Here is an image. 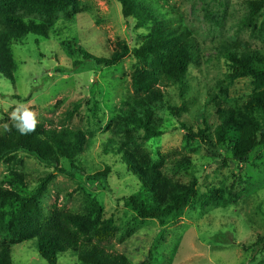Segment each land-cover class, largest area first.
<instances>
[{
    "label": "rangeland",
    "instance_id": "1",
    "mask_svg": "<svg viewBox=\"0 0 264 264\" xmlns=\"http://www.w3.org/2000/svg\"><path fill=\"white\" fill-rule=\"evenodd\" d=\"M247 1L250 0H154L153 7L162 16L192 33L200 52L198 63L189 66L183 93L176 86L165 88L170 104L180 108L181 117L176 119L167 110L158 109L164 134L142 142L154 160L169 152L187 156L188 172L179 171L174 178L187 183L193 175L197 180L189 205L180 214L167 216L164 226L157 220L138 218L125 205L126 198L136 196L147 201L148 197L137 178L109 150L110 133L106 127L121 102L132 94L130 75L136 60L129 55L117 66L96 68L91 62H82L78 53L82 49L106 58L118 41L129 48L138 47L150 26L137 28L132 19H123L121 6L115 0H79L80 13L70 19L58 14L49 26L48 39L27 35L12 42L14 83L0 76V133L18 104H22L35 114L36 121L84 131L88 141L76 163L86 174L110 169L102 180L57 174L43 197V207L56 203L81 213L87 197L96 200L104 217H112L117 227L107 248L125 255L131 264L148 258L152 264H264L263 243L256 246L264 237V145L241 163L220 145L210 147L198 139L188 140L179 123L184 122L194 132L206 124L216 125L208 94L221 97L219 88L228 72L218 51L223 43L264 49V27L260 28L264 9L257 30L250 32L242 25ZM27 19L42 21L37 16ZM75 62L82 63L74 66ZM251 91L250 79H238L229 86L225 101L240 105ZM74 102L80 106L67 120L65 113ZM16 158L20 162L16 169L27 175L29 190L36 187L39 177L53 170L23 153H17ZM10 166L0 164V182ZM60 167L70 170L63 159ZM164 172L173 176L169 164ZM209 186L222 190L226 206L205 203ZM11 246L13 264H46L33 241ZM57 264H75V258L67 252Z\"/></svg>",
    "mask_w": 264,
    "mask_h": 264
},
{
    "label": "trees",
    "instance_id": "2",
    "mask_svg": "<svg viewBox=\"0 0 264 264\" xmlns=\"http://www.w3.org/2000/svg\"><path fill=\"white\" fill-rule=\"evenodd\" d=\"M115 1L121 6L123 19H132L137 28L150 26L146 38L134 48L118 41L116 49L106 58L95 57L82 49L78 53L82 62H91L96 68L117 66L129 55L136 60L130 75L132 94L121 102L106 127L110 133L109 150L137 178L148 197L147 201L136 196L126 198L125 205L138 218L157 220L164 226L167 216L180 214L189 205L197 180L193 175L187 183L174 178L179 171L188 172L190 160L187 156L169 152L154 160L142 142L164 134L158 109L167 110L176 119L181 117L180 108L170 104L165 88L176 86L183 93L187 88L189 66L198 63L200 52L192 33L162 16L153 7L154 0ZM246 7L242 25L254 33L264 0L247 1ZM78 12L79 0H0V76L14 83L12 42L21 41L27 35L48 39L49 26L58 14L70 19ZM32 16L42 21L25 20ZM218 51L228 72L219 88L221 97L208 94L216 125L206 124L194 132L184 122L179 123L188 140L198 139L210 147L220 145L232 158L243 163L264 145V49L231 42L223 43ZM82 62H75L74 66ZM243 78L250 79V95L240 105H229L225 101L229 86ZM79 106V102H74L72 109L65 113V119L70 120ZM96 109L94 105L93 111ZM16 123L9 120L10 130L3 129L0 133V164H11L5 179L0 182V264H13L11 245L26 241L34 242L36 252L46 264H57L58 258L67 252L75 258V264H131L125 255L107 248L106 243L114 238L117 227L112 217H104L96 200L87 197L81 213L66 210L56 203L42 206L49 184L57 174H79L89 180L106 179L110 174L109 168L86 174L77 165V158L88 141L84 131L37 121L34 131L22 134L14 126ZM17 153L33 157L53 169L38 178L33 190L28 188L27 175L16 169L20 163ZM62 159L69 164L68 172L60 167ZM166 164L170 165L173 176L164 172ZM206 189L205 203L226 206L220 188L209 186ZM259 243H263V249L264 237L256 246ZM139 264L152 263L148 258Z\"/></svg>",
    "mask_w": 264,
    "mask_h": 264
},
{
    "label": "clouds",
    "instance_id": "3",
    "mask_svg": "<svg viewBox=\"0 0 264 264\" xmlns=\"http://www.w3.org/2000/svg\"><path fill=\"white\" fill-rule=\"evenodd\" d=\"M21 109L23 111L21 112ZM14 121L17 123L14 125L22 134L29 132V131H34L35 126H36V119H35V114L28 110L24 105L18 104L17 108L13 111L12 117ZM5 131H9L10 129L8 128V125H4Z\"/></svg>",
    "mask_w": 264,
    "mask_h": 264
}]
</instances>
